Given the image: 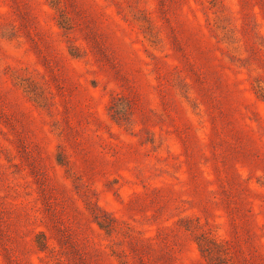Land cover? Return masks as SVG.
<instances>
[{"label": "rangeland", "instance_id": "obj_1", "mask_svg": "<svg viewBox=\"0 0 264 264\" xmlns=\"http://www.w3.org/2000/svg\"><path fill=\"white\" fill-rule=\"evenodd\" d=\"M0 264H264V0H0Z\"/></svg>", "mask_w": 264, "mask_h": 264}]
</instances>
